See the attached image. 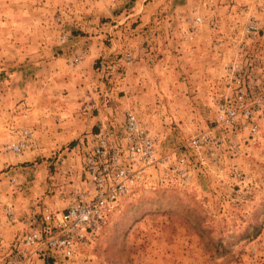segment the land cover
<instances>
[{
    "label": "rangeland",
    "instance_id": "1",
    "mask_svg": "<svg viewBox=\"0 0 264 264\" xmlns=\"http://www.w3.org/2000/svg\"><path fill=\"white\" fill-rule=\"evenodd\" d=\"M252 22L264 28V0H0V263L87 187L84 153L132 111L167 162L73 258L29 264H264V31L250 38ZM234 63L260 105L226 127ZM24 130L33 145L4 151Z\"/></svg>",
    "mask_w": 264,
    "mask_h": 264
},
{
    "label": "built area",
    "instance_id": "2",
    "mask_svg": "<svg viewBox=\"0 0 264 264\" xmlns=\"http://www.w3.org/2000/svg\"><path fill=\"white\" fill-rule=\"evenodd\" d=\"M262 31L264 28L258 22L249 23L246 29L252 39H257ZM230 67L235 93L225 97L224 103L217 107V118L226 127L234 125L239 118L252 119L255 106L260 105L259 92L253 93L250 101L243 87V77L248 76L249 69L238 63ZM207 140L202 136L193 139L192 144ZM33 142L31 133L24 130L21 139L6 145L4 151L20 155ZM156 145V139L141 128L135 114L127 111L119 134L96 135L93 147L84 153L87 187L76 189L62 212L42 213V225L21 238L27 253L9 254L0 264H29L32 256L43 260L73 258L80 247L95 238L119 202L133 194L147 169L167 162V157H159Z\"/></svg>",
    "mask_w": 264,
    "mask_h": 264
},
{
    "label": "trees",
    "instance_id": "3",
    "mask_svg": "<svg viewBox=\"0 0 264 264\" xmlns=\"http://www.w3.org/2000/svg\"><path fill=\"white\" fill-rule=\"evenodd\" d=\"M258 234V232L255 233V236Z\"/></svg>",
    "mask_w": 264,
    "mask_h": 264
}]
</instances>
